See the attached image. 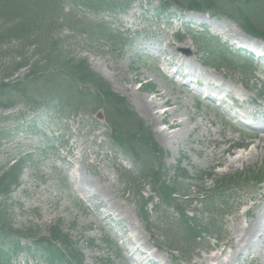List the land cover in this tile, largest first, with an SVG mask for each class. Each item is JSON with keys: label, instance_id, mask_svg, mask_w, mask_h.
Returning a JSON list of instances; mask_svg holds the SVG:
<instances>
[{"label": "rangeland", "instance_id": "rangeland-1", "mask_svg": "<svg viewBox=\"0 0 264 264\" xmlns=\"http://www.w3.org/2000/svg\"><path fill=\"white\" fill-rule=\"evenodd\" d=\"M158 3L131 0L128 9L118 14L81 13L87 15L82 24L94 23L116 32L127 43L123 49L75 23L81 14H72L68 5L63 12L73 23L52 37L68 56L85 60L115 94L127 99L151 130L157 150L163 152L164 169L171 170L179 159L190 175L200 171L211 175L201 182L185 183L190 201L186 212L207 223L199 195L210 194L218 178L259 168L264 162V130L237 131L239 126L224 114V110L238 117L247 114L264 129V99L256 97L264 82V63L251 61L252 70L247 73L226 65L213 70L202 64L198 42L203 37L217 38L229 47L237 44L263 56L264 42H252L226 18L205 15L208 20L197 21L179 11L158 15ZM14 45L10 41L0 47V81L7 63L15 60L10 53ZM35 49H26L25 67L4 83L23 80L42 57ZM177 70L181 75L188 73L201 89L199 84L182 86L187 81L174 74ZM143 84H150L152 91L142 90ZM216 90H222L232 103L228 99L220 110L217 103L202 99L212 97ZM42 95L40 91L34 94L31 104ZM2 97L14 105L0 110V167L20 158L28 160L20 186L6 200L13 229L31 228L34 235L49 237L50 227L60 220L62 230L77 242L82 264H264V184H244L250 188L233 194V208L213 218L216 227L208 230L209 236L183 249L167 234L172 229L177 233L175 241L184 242L177 214L154 197L149 181L136 182L133 163L113 147L112 125L101 123L95 108L62 116L47 107L31 110L26 106L29 95L16 97L6 90ZM167 178H172L171 172ZM150 198L153 201L146 207L149 219H144L140 207ZM155 205H159L157 216ZM257 218V236L249 235V240L239 244V254L231 255L232 236L240 239L244 228L257 224ZM141 252L146 257H140ZM215 255H219L218 262L209 259ZM15 261L36 264L22 256Z\"/></svg>", "mask_w": 264, "mask_h": 264}, {"label": "trees", "instance_id": "trees-1", "mask_svg": "<svg viewBox=\"0 0 264 264\" xmlns=\"http://www.w3.org/2000/svg\"><path fill=\"white\" fill-rule=\"evenodd\" d=\"M158 1L157 11L160 15L175 9L226 18L233 21L247 35L264 41V0ZM130 3L131 0H0V47L6 42L15 41L16 45L10 49V53L15 55V60L18 59L7 63L4 69L0 81V110L14 105L10 99L3 100L2 95L6 90H10L16 97L27 98L29 95L26 106L31 110L47 107L57 110L60 114L62 112V116L66 113L68 116H76L80 109L102 108L106 121L112 125L110 137L114 148L132 161L139 176L138 181H149L151 190L163 206L178 213L187 240L195 241L202 237L207 226L189 218L183 202L179 200L186 195L182 193L183 186L177 179L180 178L183 183L191 179L186 171L179 167L180 160L173 168V182L168 183V171L161 165L163 153L157 150L150 129L134 114L125 98L115 94L109 84L90 70L84 60L68 56L60 49L59 42L52 37L59 28L73 23L63 12L64 5H69L75 12L76 6H80L89 13L107 11L118 14L125 11ZM82 21V18H79L75 23L88 29L93 35L111 42L113 47L123 49L127 45L110 29L98 24H82ZM198 43L203 63L214 69L225 64L230 69H242L247 72L251 65L247 60L238 59L216 38L203 37ZM31 46L36 48L35 54L42 57L32 64L23 80L4 83L5 79L25 67L27 58L24 54ZM150 88L152 89V86H143V89ZM39 91L43 95L31 104L33 95ZM258 91L259 97L264 98V83L259 86ZM26 161L28 160L20 158L0 167V264H16L14 260L20 255L44 264H82L83 256L77 242L73 241L68 233L63 232L60 220L50 227L49 237L36 236L31 228H12V215L6 200L20 185ZM203 176V172L194 175L196 180L202 179ZM263 181L264 162L259 168L219 178L215 181L212 195L205 197V207L221 212L234 191L241 190L244 184L257 185ZM144 207L145 203L140 208L143 216L146 214ZM22 240H25V243Z\"/></svg>", "mask_w": 264, "mask_h": 264}, {"label": "bare ground", "instance_id": "bare-ground-1", "mask_svg": "<svg viewBox=\"0 0 264 264\" xmlns=\"http://www.w3.org/2000/svg\"><path fill=\"white\" fill-rule=\"evenodd\" d=\"M189 17H195L197 21H203V20H208V18L206 16H202V15H194L191 13L187 14ZM250 39V38H249ZM251 40V39H250ZM253 42V40H251ZM178 125V124H177ZM263 216V215H262ZM257 224H255V222L251 223L248 225V227L246 226L244 228V230L241 232L240 235V239L237 238V236H232L231 242L233 244V253L231 255L237 256L239 254V251L237 250L239 247L240 243H243L244 240L248 239V236L253 234L251 236V238L256 237L257 236V232H258V228H259V218H257ZM235 228L238 227V221L235 222ZM131 254V252H129ZM141 255H146V253H141ZM210 260L213 261H219V255H215V256H211L209 257ZM206 262H209V260H206ZM196 264H203V263H196Z\"/></svg>", "mask_w": 264, "mask_h": 264}, {"label": "water", "instance_id": "water-1", "mask_svg": "<svg viewBox=\"0 0 264 264\" xmlns=\"http://www.w3.org/2000/svg\"><path fill=\"white\" fill-rule=\"evenodd\" d=\"M98 119L102 120V114H101V112H99V114H98Z\"/></svg>", "mask_w": 264, "mask_h": 264}]
</instances>
